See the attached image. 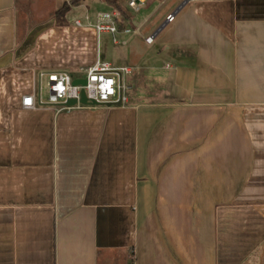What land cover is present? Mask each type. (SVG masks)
<instances>
[{
  "label": "crops",
  "instance_id": "obj_1",
  "mask_svg": "<svg viewBox=\"0 0 264 264\" xmlns=\"http://www.w3.org/2000/svg\"><path fill=\"white\" fill-rule=\"evenodd\" d=\"M71 1L0 0V264H264V0ZM98 61L127 103L21 107Z\"/></svg>",
  "mask_w": 264,
  "mask_h": 264
},
{
  "label": "built area",
  "instance_id": "obj_2",
  "mask_svg": "<svg viewBox=\"0 0 264 264\" xmlns=\"http://www.w3.org/2000/svg\"><path fill=\"white\" fill-rule=\"evenodd\" d=\"M129 6L138 11L139 3L137 0H132ZM86 23L80 19L75 20L77 27H92L95 31L101 34H116L118 32V23L121 20V15L118 12L99 13L96 21L93 23L86 17ZM168 22H174L175 15H170L167 18ZM126 33L132 34V30H126ZM148 43L153 42V38L146 40ZM131 73V69L122 68L115 69L108 62L98 61L92 67L85 70L86 85H74L72 75L67 71H45L41 72L40 88L38 104L33 95H27L22 98L21 107L24 110H34L37 105L40 107H52L61 113L71 109H84L87 105L80 103L82 98V91H84L89 102H95L98 106L107 105H123L128 102L127 97L123 94L124 86L121 82L122 74ZM43 79L47 80L48 97L42 98ZM71 100H76L75 106H69Z\"/></svg>",
  "mask_w": 264,
  "mask_h": 264
},
{
  "label": "rangeland",
  "instance_id": "obj_3",
  "mask_svg": "<svg viewBox=\"0 0 264 264\" xmlns=\"http://www.w3.org/2000/svg\"><path fill=\"white\" fill-rule=\"evenodd\" d=\"M33 1H36V0H29V5L33 2ZM87 5L90 6L92 5L93 7V2L94 0H85ZM27 8L26 7H23L22 5L19 6V11H18V22H19V25L20 27H24V22H25V16H24V12ZM49 11L45 12V13H42L41 15H38V16H35V18H32L31 22L32 24H35L37 22H39V20H45L47 17L46 15L48 14V12H50V8L48 9ZM52 10V9H51ZM84 11L83 8H71V10L69 11L68 15H67V19L68 20H72L74 17H76L77 15L79 16L78 13ZM83 17V16H82ZM34 19V20H33ZM75 75H72V77L74 78ZM86 74H81L79 75V77L81 78H85ZM47 81V80H45ZM44 96L47 98L48 97V90L45 88L44 90Z\"/></svg>",
  "mask_w": 264,
  "mask_h": 264
},
{
  "label": "water",
  "instance_id": "obj_4",
  "mask_svg": "<svg viewBox=\"0 0 264 264\" xmlns=\"http://www.w3.org/2000/svg\"><path fill=\"white\" fill-rule=\"evenodd\" d=\"M188 1L189 0H185L184 3H183V5L186 4ZM74 85H86V79H76V80H74ZM80 103L83 104V105H87V106H98L97 103H95V102H89L87 100L84 91H82V98H81ZM76 104H77V101L76 100H71L68 103L69 106H75ZM107 106H112V105H107Z\"/></svg>",
  "mask_w": 264,
  "mask_h": 264
},
{
  "label": "trees",
  "instance_id": "obj_5",
  "mask_svg": "<svg viewBox=\"0 0 264 264\" xmlns=\"http://www.w3.org/2000/svg\"><path fill=\"white\" fill-rule=\"evenodd\" d=\"M83 0H72L70 3H65L56 13H55V19L58 23H60V20L62 17H64L71 9L72 6H77L79 3Z\"/></svg>",
  "mask_w": 264,
  "mask_h": 264
}]
</instances>
